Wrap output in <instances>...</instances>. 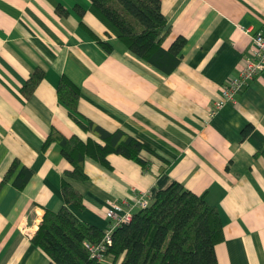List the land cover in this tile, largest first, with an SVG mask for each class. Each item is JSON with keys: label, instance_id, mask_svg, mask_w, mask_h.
<instances>
[{"label": "crops", "instance_id": "0c3cea01", "mask_svg": "<svg viewBox=\"0 0 264 264\" xmlns=\"http://www.w3.org/2000/svg\"><path fill=\"white\" fill-rule=\"evenodd\" d=\"M161 11L169 27L162 47L186 38L170 74L129 51L90 0H0V181L14 159L32 171L22 189L13 177L0 186V264H48L31 238L45 208L64 203V179L82 197L83 207L71 211L102 231L113 204L133 213L140 196L151 201L178 181L219 210L217 264H264V71L216 108L222 87L255 59L252 36L264 32V0H161ZM38 68L44 77L25 98L20 89ZM61 76L79 88L83 117L152 150L140 152L147 170L110 153L111 168L86 157L87 179L66 177L72 165L59 144L42 147L50 130L102 141L58 100Z\"/></svg>", "mask_w": 264, "mask_h": 264}, {"label": "trees", "instance_id": "16d2710c", "mask_svg": "<svg viewBox=\"0 0 264 264\" xmlns=\"http://www.w3.org/2000/svg\"><path fill=\"white\" fill-rule=\"evenodd\" d=\"M90 2L118 29L119 40L129 51L166 74L176 68L186 38L177 36L167 49L162 47L169 27L161 11V0ZM56 11L67 13L62 6ZM76 11L80 15L84 12L80 7H76ZM92 36L103 49L111 51L110 42ZM43 77V70H34L20 89L22 95L29 98ZM57 97L76 124L102 141L91 137L83 141L74 135L65 137L51 129L42 147L53 141L59 144L61 154L72 165L71 170L64 172L66 177L87 179L86 157L111 168L107 159L110 153L131 159L147 170L148 162L140 152L152 150L122 130L110 132L83 117L78 111L79 88L64 76L59 79ZM31 175L28 167L14 159L0 186L13 177L14 185L22 189ZM61 193L64 203L57 210L45 208L41 223L31 238V242L49 256L48 264H217L214 246L224 238L219 210L178 181L156 191L149 205L138 208L130 221L113 229L112 242L105 251L111 258L109 263L90 257L83 245L84 241L99 242L104 231L80 221L71 211L70 205L83 207L81 194L66 179L61 182Z\"/></svg>", "mask_w": 264, "mask_h": 264}, {"label": "built area", "instance_id": "2783aa9c", "mask_svg": "<svg viewBox=\"0 0 264 264\" xmlns=\"http://www.w3.org/2000/svg\"><path fill=\"white\" fill-rule=\"evenodd\" d=\"M253 51L255 59H246L240 67L237 75L227 82L221 90V98L216 102V108H220L227 101H232L235 94L240 91L249 80L264 71V32L258 31L252 36ZM150 201L148 198L140 196L136 200L138 208L146 207ZM105 212L106 218L109 220L110 228L104 231L103 238L97 242L84 241L83 245L88 250L90 257L101 262H111L109 256L105 254L107 247L111 244V233L113 229L121 223L130 221L132 212L125 211L119 213V206L113 204Z\"/></svg>", "mask_w": 264, "mask_h": 264}]
</instances>
